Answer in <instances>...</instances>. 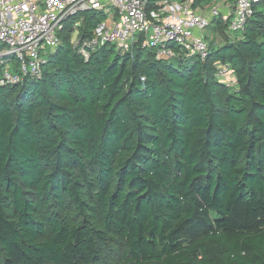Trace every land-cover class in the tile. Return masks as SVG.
Wrapping results in <instances>:
<instances>
[{"label": "trees", "instance_id": "16d2710c", "mask_svg": "<svg viewBox=\"0 0 264 264\" xmlns=\"http://www.w3.org/2000/svg\"><path fill=\"white\" fill-rule=\"evenodd\" d=\"M82 17L77 40L104 19ZM76 18L41 79L0 88V264H264V1L204 61L86 59Z\"/></svg>", "mask_w": 264, "mask_h": 264}, {"label": "built area", "instance_id": "2783aa9c", "mask_svg": "<svg viewBox=\"0 0 264 264\" xmlns=\"http://www.w3.org/2000/svg\"><path fill=\"white\" fill-rule=\"evenodd\" d=\"M207 5L205 0H0V88L21 84L25 77L41 79L50 52L61 43L60 32L77 17L73 43L88 59L103 45L123 53L136 44L156 49L158 59L209 56L208 29L228 23L241 33L264 0H230ZM100 12L104 19L89 39L78 38L83 13ZM177 47L179 50H175ZM216 78L234 88L237 78L227 64L218 63Z\"/></svg>", "mask_w": 264, "mask_h": 264}, {"label": "rangeland", "instance_id": "374dc122", "mask_svg": "<svg viewBox=\"0 0 264 264\" xmlns=\"http://www.w3.org/2000/svg\"><path fill=\"white\" fill-rule=\"evenodd\" d=\"M205 1H206L207 5L211 6L212 4L213 5L214 4H220L222 0H205ZM261 8H262V6H260L258 9H261ZM227 33L230 34V35L235 34V33L231 32L230 30H227ZM209 34L211 36V37H209V41L212 40V38H216V34L215 33L213 34V32H210ZM75 38H76V35H73V39L74 40H75Z\"/></svg>", "mask_w": 264, "mask_h": 264}, {"label": "crops", "instance_id": "0c3cea01", "mask_svg": "<svg viewBox=\"0 0 264 264\" xmlns=\"http://www.w3.org/2000/svg\"><path fill=\"white\" fill-rule=\"evenodd\" d=\"M223 2H226V0H223ZM233 1L228 0V4H233Z\"/></svg>", "mask_w": 264, "mask_h": 264}]
</instances>
